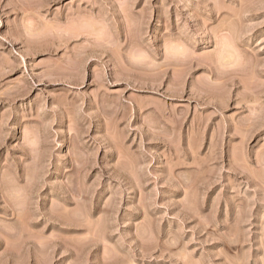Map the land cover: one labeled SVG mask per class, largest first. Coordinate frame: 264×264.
Wrapping results in <instances>:
<instances>
[{
	"label": "rangeland",
	"instance_id": "rangeland-1",
	"mask_svg": "<svg viewBox=\"0 0 264 264\" xmlns=\"http://www.w3.org/2000/svg\"><path fill=\"white\" fill-rule=\"evenodd\" d=\"M0 264H264V0H0Z\"/></svg>",
	"mask_w": 264,
	"mask_h": 264
}]
</instances>
